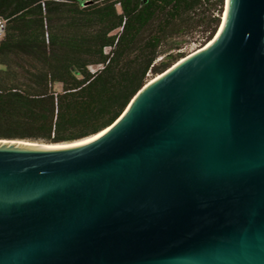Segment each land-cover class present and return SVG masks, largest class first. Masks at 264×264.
Segmentation results:
<instances>
[{"label":"water","instance_id":"1","mask_svg":"<svg viewBox=\"0 0 264 264\" xmlns=\"http://www.w3.org/2000/svg\"><path fill=\"white\" fill-rule=\"evenodd\" d=\"M42 144L0 138V264H264V0H225L107 128Z\"/></svg>","mask_w":264,"mask_h":264},{"label":"trees","instance_id":"2","mask_svg":"<svg viewBox=\"0 0 264 264\" xmlns=\"http://www.w3.org/2000/svg\"><path fill=\"white\" fill-rule=\"evenodd\" d=\"M225 0H0V138L98 133L153 76L217 32Z\"/></svg>","mask_w":264,"mask_h":264},{"label":"rangeland","instance_id":"3","mask_svg":"<svg viewBox=\"0 0 264 264\" xmlns=\"http://www.w3.org/2000/svg\"><path fill=\"white\" fill-rule=\"evenodd\" d=\"M199 47H200L199 44H197V43H191V44H187V45L183 48V50H185V52H186L187 54H189V53L193 52L194 50H196V49L199 48ZM152 77H153V74L150 73V75H149V79H151ZM34 142H38V141H34ZM38 143H43V142H38Z\"/></svg>","mask_w":264,"mask_h":264},{"label":"built area","instance_id":"4","mask_svg":"<svg viewBox=\"0 0 264 264\" xmlns=\"http://www.w3.org/2000/svg\"><path fill=\"white\" fill-rule=\"evenodd\" d=\"M7 20L0 16V39L4 36L6 30Z\"/></svg>","mask_w":264,"mask_h":264},{"label":"bare ground","instance_id":"5","mask_svg":"<svg viewBox=\"0 0 264 264\" xmlns=\"http://www.w3.org/2000/svg\"><path fill=\"white\" fill-rule=\"evenodd\" d=\"M99 134H101V133H99ZM98 134V135H99ZM97 136V135H96ZM91 138H93V137H89V138H87V139H85V140H88V139H91ZM85 140H82V141H85ZM82 141H80V142H82ZM65 143H57V144H42V146H58V145H64ZM66 145V144H65Z\"/></svg>","mask_w":264,"mask_h":264}]
</instances>
